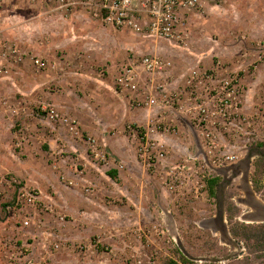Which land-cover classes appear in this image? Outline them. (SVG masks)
<instances>
[{"label":"rangeland","instance_id":"1","mask_svg":"<svg viewBox=\"0 0 264 264\" xmlns=\"http://www.w3.org/2000/svg\"><path fill=\"white\" fill-rule=\"evenodd\" d=\"M27 1L0 14V45L20 49L0 53L9 70L0 73V146L9 157L0 164V264H170L182 254L192 264H264L263 251L232 235L227 210L237 208L233 222L264 223L235 170L249 168L254 198L264 203V161L256 174L264 155V0H205L186 17L184 43L155 38L177 51L161 55L181 80L194 67H219V81L240 79L237 108L211 119L217 148L205 145L206 123L192 100L181 108L158 98L143 108L145 98L141 106L118 88L124 57L107 50L99 57L78 23L83 8L65 14L49 3L40 13L37 0ZM61 24L69 30L63 36ZM33 56L48 66H35ZM92 136L107 161L91 152ZM147 140L164 156L141 157ZM212 177L220 178L217 196ZM25 186L38 188L42 201L17 204Z\"/></svg>","mask_w":264,"mask_h":264},{"label":"built area","instance_id":"2","mask_svg":"<svg viewBox=\"0 0 264 264\" xmlns=\"http://www.w3.org/2000/svg\"><path fill=\"white\" fill-rule=\"evenodd\" d=\"M2 0H0L1 2ZM44 3L55 5L56 10L69 14L83 8L89 14L106 26L116 29H126L137 35H147L169 41L172 44L184 43L187 39V30L184 28L185 20L190 11L196 9L205 0H41ZM0 53L4 56L11 54L18 56L20 49L13 44L11 48L6 44L0 45ZM33 64L40 69L48 66L47 61L32 57ZM18 61V60H17ZM174 62L158 53H138L131 51L128 60L121 64L116 83L122 92L131 95L132 99L142 106L139 99L146 98L145 106L156 103L160 98L167 106L171 102H178L181 108L187 101H193V112L202 117L201 122L206 123L204 130L205 145L210 148L219 146L211 119L218 115H227L228 109L236 107L234 100L237 97L240 79L237 76H228L220 81L215 78L219 71L217 68H192L179 76L173 75ZM8 66L0 60V73H8ZM162 79H161V78ZM182 84V91L173 88L175 83ZM213 101L214 108L209 107ZM219 105V106H218ZM192 109V108H191ZM232 110V109H231ZM43 111L51 119H60V114L54 107H43ZM190 111V110H189ZM67 121V120H66ZM71 129H75L71 126ZM92 153L97 160L107 161L108 157L101 149V145L93 136L89 138ZM98 142V143H97ZM99 148H95V145ZM94 145V146H93ZM144 157L149 162L160 159L163 152H154V142L145 141L142 145ZM121 168L123 165L120 166ZM171 187L175 186L171 184ZM89 190V188H87ZM42 201L38 188H20L17 204L25 207L35 205ZM24 225L31 224L30 218L24 220Z\"/></svg>","mask_w":264,"mask_h":264},{"label":"crops","instance_id":"3","mask_svg":"<svg viewBox=\"0 0 264 264\" xmlns=\"http://www.w3.org/2000/svg\"><path fill=\"white\" fill-rule=\"evenodd\" d=\"M7 1L6 5L3 4V6H0V14L5 12L6 7H13L12 9H21L25 3L26 0H4ZM29 3V5H35L33 1V3H30L29 0L27 1ZM2 3V2H1ZM0 3V5H2ZM36 3V7H38V12H43L40 11L41 7L43 10L47 11H51L49 8V4L48 3H44L41 0H37ZM26 4V3H25ZM5 7V9H4ZM21 11V10H20ZM18 11V12H20ZM44 11V12H45ZM84 14L79 15L80 16V20L78 23H81V27L83 26V30H85L86 33L89 32V37L93 38L91 39V43L93 44V49L97 51H99L98 55L99 57H101V53L100 51L102 50H107V52L111 53V55H116L118 56V59L122 58V63H125L126 60L128 59V56H126L128 54V52L131 51H136L138 53H160L163 55H170L173 54V52L176 54V50H171V47L168 48L167 52L166 47L162 50L161 49V42H159V40L155 39V37H150L147 35H137L134 36L132 34H130V30H118L116 28L113 27H109L104 25L103 23H101V21L93 16H90L87 10L84 9ZM36 12V13H38ZM43 12V13H44ZM61 14V13H60ZM61 16V15H60ZM2 17V16H1ZM78 21V20H76ZM84 21V22H83ZM96 23V24H95ZM63 24H61V26L58 28L57 32L59 33V35L63 36V33L68 32V29H63ZM86 27V28H85ZM57 29V28H56ZM132 32V31H131ZM133 33V32H132ZM134 34V33H133ZM3 35V33H0V36ZM173 51V52H171ZM96 52V51H95ZM98 57V58H99ZM115 58V56H114ZM111 58L107 57V61L112 62V63H118L120 62L119 60H117L116 58ZM114 59V60H111ZM116 63V64H117ZM180 63V62H179ZM182 64V63H180ZM178 64V65H180ZM182 66V65H180ZM161 78V77H160ZM162 79V78H161ZM12 132V131H11ZM10 132V133H11ZM11 135V134H10ZM260 146H262V144H259ZM264 156V155H262ZM260 156V157H262ZM259 157V158H260ZM8 154H6V151L3 150V147L0 146V164L2 165L3 168L7 167V162L6 159H8Z\"/></svg>","mask_w":264,"mask_h":264},{"label":"trees","instance_id":"4","mask_svg":"<svg viewBox=\"0 0 264 264\" xmlns=\"http://www.w3.org/2000/svg\"><path fill=\"white\" fill-rule=\"evenodd\" d=\"M264 156L260 157L256 161V174L260 173L261 166H263ZM115 171L111 172V175H115ZM257 179V178H256ZM255 180V179H254ZM219 177H212L208 180V186L211 194L215 196L216 186L219 183ZM257 181V180H256ZM236 208L231 204L228 207L230 213L229 218L232 221L230 225V231L232 235L238 239L246 242L248 247L253 251H263L264 254V223L247 224L242 222H233L236 213ZM252 243V246H251ZM170 264H192V261L184 254L181 255L180 262L177 260H171Z\"/></svg>","mask_w":264,"mask_h":264},{"label":"flooded vegetation","instance_id":"5","mask_svg":"<svg viewBox=\"0 0 264 264\" xmlns=\"http://www.w3.org/2000/svg\"><path fill=\"white\" fill-rule=\"evenodd\" d=\"M256 147H259V148H261L262 146H256ZM260 156V155H259ZM235 170H236V173H237V176L238 177H240V185H239V188L241 189V190H243L244 191V193L245 194H247V196L248 197H250L251 198V196L252 197H255L254 196V194H253V191H252V188H251V186H250V184H249V182H250V180H249V178H250V172H249V168L247 167V166H242L241 164L240 165H237L236 167H235ZM235 178H236V176H235ZM219 183H220V181H219ZM218 183V184H219ZM218 184H217V186H218ZM217 186H216V194H215V196H217ZM246 191V192H245ZM242 199V198H241ZM243 201V200H242ZM241 200H239L238 202H242ZM247 202H251V199H249V201H247ZM235 203V202H234ZM237 203V202H236ZM238 204V203H237ZM234 207H235V205L234 204H232ZM236 208V207H235ZM237 209V208H236ZM227 210H228V208H227ZM228 214L230 215V213H229V211H228ZM236 214V213H235ZM255 223V222H254ZM244 254V253H243Z\"/></svg>","mask_w":264,"mask_h":264},{"label":"water","instance_id":"6","mask_svg":"<svg viewBox=\"0 0 264 264\" xmlns=\"http://www.w3.org/2000/svg\"><path fill=\"white\" fill-rule=\"evenodd\" d=\"M251 204L252 207L256 210V215L258 216L259 219H256L257 221L264 222V203L258 201L254 197L251 196ZM240 246L242 243L238 240H235ZM243 252H241L242 254Z\"/></svg>","mask_w":264,"mask_h":264},{"label":"bare ground","instance_id":"7","mask_svg":"<svg viewBox=\"0 0 264 264\" xmlns=\"http://www.w3.org/2000/svg\"><path fill=\"white\" fill-rule=\"evenodd\" d=\"M145 98H146V97H145ZM143 102H145V100H144ZM93 146H94V145H93ZM94 147H95V148H99L97 144H96ZM91 152H92V146H91Z\"/></svg>","mask_w":264,"mask_h":264}]
</instances>
